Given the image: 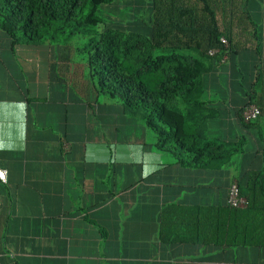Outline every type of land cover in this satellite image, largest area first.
Returning a JSON list of instances; mask_svg holds the SVG:
<instances>
[{
    "label": "crops",
    "instance_id": "crops-1",
    "mask_svg": "<svg viewBox=\"0 0 264 264\" xmlns=\"http://www.w3.org/2000/svg\"><path fill=\"white\" fill-rule=\"evenodd\" d=\"M232 1L219 24L239 49L205 75L192 120L211 141L246 139L221 168L179 162L149 128L95 102L75 46L14 43L0 28V264H264V246L158 238L167 206L226 205L229 183L262 167L257 129L236 112L239 70L264 72V0Z\"/></svg>",
    "mask_w": 264,
    "mask_h": 264
},
{
    "label": "trees",
    "instance_id": "trees-1",
    "mask_svg": "<svg viewBox=\"0 0 264 264\" xmlns=\"http://www.w3.org/2000/svg\"><path fill=\"white\" fill-rule=\"evenodd\" d=\"M140 1L143 8H135L133 4ZM227 1L233 3L0 0V28L14 43L24 40L67 47L73 45L74 38L87 37L83 46L75 49L78 60L84 62V77L95 92V102L104 98L111 108L149 128L156 134V146L177 151L179 162L221 168L234 153L243 151L246 139L211 141L196 127L201 121L192 120L203 117L205 75L224 63L225 55L239 49L220 28L219 16L224 14ZM124 7L129 10L122 11ZM221 36L226 38V46L220 42ZM213 48L217 51L211 55ZM253 68L254 77L239 70L240 94L245 101L236 112L245 127L257 129L256 144L261 151L262 167L249 170L245 183H237L246 205L195 206L177 211L167 206L158 227L161 242L264 246V72L260 63ZM251 103L260 114L245 122L241 112Z\"/></svg>",
    "mask_w": 264,
    "mask_h": 264
},
{
    "label": "built area",
    "instance_id": "built-area-1",
    "mask_svg": "<svg viewBox=\"0 0 264 264\" xmlns=\"http://www.w3.org/2000/svg\"><path fill=\"white\" fill-rule=\"evenodd\" d=\"M220 42L227 45V40L224 36L220 37ZM216 49H210L209 54L213 55L216 53ZM260 114L259 108L255 104H248L246 105L241 112V117L245 122H249L252 120H255L258 115ZM238 182H232L230 183L228 189H227V198H226V204L231 208H240L244 207L246 205V199L245 197L241 196L239 193V187Z\"/></svg>",
    "mask_w": 264,
    "mask_h": 264
},
{
    "label": "rangeland",
    "instance_id": "rangeland-1",
    "mask_svg": "<svg viewBox=\"0 0 264 264\" xmlns=\"http://www.w3.org/2000/svg\"><path fill=\"white\" fill-rule=\"evenodd\" d=\"M119 1L122 2V3L124 2V0H119ZM130 1L133 2L134 0H126V2H130ZM121 9H122V11H125V12H127V11L129 10V9H127L126 7H124V9H123V8H121ZM121 9H120V10H121ZM100 25H102V24H100ZM100 25H99V26H100ZM86 39H87V37H82V36L80 37V36H79V37H77V38H74L72 43H73V45L76 46V47H81V46H83V44L85 43V40H86ZM78 57H79V54H78Z\"/></svg>",
    "mask_w": 264,
    "mask_h": 264
}]
</instances>
